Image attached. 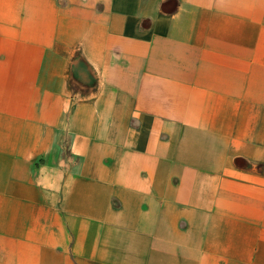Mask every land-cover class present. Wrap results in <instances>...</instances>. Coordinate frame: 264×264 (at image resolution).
<instances>
[{
    "label": "crops",
    "instance_id": "obj_1",
    "mask_svg": "<svg viewBox=\"0 0 264 264\" xmlns=\"http://www.w3.org/2000/svg\"><path fill=\"white\" fill-rule=\"evenodd\" d=\"M0 264H264V0H0Z\"/></svg>",
    "mask_w": 264,
    "mask_h": 264
}]
</instances>
